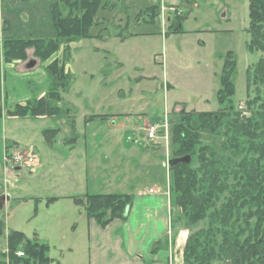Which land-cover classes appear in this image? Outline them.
I'll list each match as a JSON object with an SVG mask.
<instances>
[{
	"label": "rangeland",
	"instance_id": "obj_1",
	"mask_svg": "<svg viewBox=\"0 0 264 264\" xmlns=\"http://www.w3.org/2000/svg\"><path fill=\"white\" fill-rule=\"evenodd\" d=\"M52 2L0 0V32L7 20L5 37L57 39ZM183 2L103 0L97 14L99 25L92 26L88 37L69 45L64 42L46 61L31 48L26 60L6 65L4 93L9 107L40 99L51 89H58L61 96L59 101L51 100L58 107L55 115L6 119L8 134L20 141L17 152L39 153L46 167L14 171L10 165L17 180L8 179L14 186L9 185V190L0 183V198L5 190L10 198L0 209L5 231H20L30 239L37 235L50 245L53 264L90 262L86 232L90 219L78 198L136 196L149 189L161 191L169 184L167 194L175 200L164 162L168 146L172 156L171 133L182 119L181 110L219 112L232 105L242 117L251 116L246 103L255 92L252 88L248 93V73H253L264 54L247 49L249 0H191V8ZM60 5L66 6L62 0ZM64 10L67 14L68 9ZM177 12L185 16L181 24L175 22ZM228 52L236 62L231 76L236 93L219 104L217 93ZM55 59L63 67L60 74L67 76L58 87L47 70ZM31 61L37 64L29 69ZM231 117L225 118V125ZM165 121L169 141L156 145L146 140L144 127ZM225 125L218 135L201 130L202 144L213 146L224 160L231 157L223 146ZM9 151L14 152L12 147ZM231 158L232 166L240 160ZM191 162L199 166L196 158ZM200 224L192 231L205 227L207 220ZM5 247L4 235L0 252ZM173 253L171 264H183L175 259L180 251Z\"/></svg>",
	"mask_w": 264,
	"mask_h": 264
},
{
	"label": "trees",
	"instance_id": "obj_2",
	"mask_svg": "<svg viewBox=\"0 0 264 264\" xmlns=\"http://www.w3.org/2000/svg\"><path fill=\"white\" fill-rule=\"evenodd\" d=\"M62 1L66 6L60 5V0L51 3V20L58 33L57 39L45 41L4 35L6 63L26 60L27 51L31 48L37 58L46 61L64 42L69 45L77 38L88 37L92 26L99 25L97 14L103 0ZM183 5L191 8V0H184ZM64 9H68L67 14ZM184 17L177 12L175 22L178 20V24H181ZM249 19L250 40L247 49L264 54V0H249ZM8 25L9 21L3 20L4 34ZM235 66L233 54L228 52L221 88L217 93L219 104H224L236 93L231 80ZM47 70L59 82L55 86L66 82L64 79L67 76L60 74L63 67H59V59L48 64ZM252 88L255 96L249 97L246 103L250 117H242L241 112L235 111L232 105L219 112L196 113L183 109L182 119L171 133V157L190 155L199 162L198 167L191 162L170 169V189L176 195L174 205L178 209L172 216V228L175 232L179 229L189 231L183 249V264H213L216 261L264 264V56L253 66V73L250 76L248 73V93ZM52 99H61L58 89H51L40 99L15 104L8 110V115L23 118L55 115L58 107ZM2 115L0 104V118ZM227 117L231 119L225 125ZM224 125L226 142L223 146L233 159L240 158L234 161V166L230 156L224 160L213 146L202 144L201 130L218 135ZM9 148L10 145L7 150ZM85 197L76 201L82 204L87 217L94 219L101 227H106L115 219L126 220L134 200L129 194ZM201 222L205 227L192 231L193 226ZM4 235L8 253L0 252V264L54 263L55 260L49 256L48 243L42 242L37 235L30 239L20 231L6 232L4 220L0 218V238ZM19 251L24 255L19 256ZM156 251L154 248L153 252Z\"/></svg>",
	"mask_w": 264,
	"mask_h": 264
},
{
	"label": "crops",
	"instance_id": "obj_3",
	"mask_svg": "<svg viewBox=\"0 0 264 264\" xmlns=\"http://www.w3.org/2000/svg\"><path fill=\"white\" fill-rule=\"evenodd\" d=\"M52 1L50 0V2ZM3 41L4 33L0 32V104L3 108V115L0 118V183L7 185L10 190L8 186H14V184H9L8 178L15 181L17 179L13 178V170L8 169L6 165L7 146L12 145V149H15L19 147L20 141L12 133L8 134L6 119L23 117H10L8 115V110L11 107L8 106L7 97L4 93L6 88L5 69L6 65L12 63L4 61ZM44 137L46 138L45 141L53 146L52 139H47L45 134ZM162 143L163 140L154 142L156 145ZM37 156V167L44 170L45 162L39 153ZM168 186L169 184L166 188L160 187L161 192L155 191L153 194L150 189L140 192L136 196L132 193L129 194L133 196L134 200L126 220L115 219L106 227H101L94 219H90L86 231L90 244L89 264H171L175 250L180 251L178 256L176 254V261H181L187 231L179 229L175 232L172 228V216L178 209L174 205L173 196L167 194ZM2 196H5V205L10 200L8 190H5ZM154 248L157 250L156 253L153 252Z\"/></svg>",
	"mask_w": 264,
	"mask_h": 264
},
{
	"label": "built area",
	"instance_id": "obj_4",
	"mask_svg": "<svg viewBox=\"0 0 264 264\" xmlns=\"http://www.w3.org/2000/svg\"><path fill=\"white\" fill-rule=\"evenodd\" d=\"M147 131V137L151 140H154L157 138V133L159 130L158 125H150L146 128ZM7 161L15 166H33L36 162V155L33 152L28 153V155L21 154V152L14 151L10 154V156L7 158ZM155 189H152L153 192ZM19 256H23V252H18Z\"/></svg>",
	"mask_w": 264,
	"mask_h": 264
},
{
	"label": "water",
	"instance_id": "obj_5",
	"mask_svg": "<svg viewBox=\"0 0 264 264\" xmlns=\"http://www.w3.org/2000/svg\"><path fill=\"white\" fill-rule=\"evenodd\" d=\"M36 61H31L28 65L27 68H33L36 65ZM192 160V157L190 155L184 156V157H178V158H172L170 160V167L176 166L181 163L185 164H190ZM4 198H1L3 200ZM3 207V204L0 202V209Z\"/></svg>",
	"mask_w": 264,
	"mask_h": 264
}]
</instances>
